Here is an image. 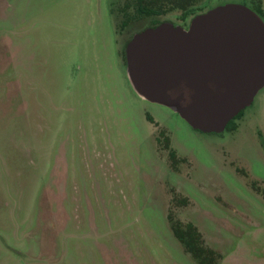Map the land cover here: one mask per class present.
Segmentation results:
<instances>
[{
	"label": "rangeland",
	"instance_id": "374dc122",
	"mask_svg": "<svg viewBox=\"0 0 264 264\" xmlns=\"http://www.w3.org/2000/svg\"><path fill=\"white\" fill-rule=\"evenodd\" d=\"M230 2L264 19L198 7ZM115 6L0 0V264H199L170 213L264 264V87L234 129L192 127L132 86Z\"/></svg>",
	"mask_w": 264,
	"mask_h": 264
},
{
	"label": "water",
	"instance_id": "95a60500",
	"mask_svg": "<svg viewBox=\"0 0 264 264\" xmlns=\"http://www.w3.org/2000/svg\"><path fill=\"white\" fill-rule=\"evenodd\" d=\"M136 92L203 132L224 131L264 87V19L240 3L136 33L125 50Z\"/></svg>",
	"mask_w": 264,
	"mask_h": 264
},
{
	"label": "flooded vegetation",
	"instance_id": "af4514ba",
	"mask_svg": "<svg viewBox=\"0 0 264 264\" xmlns=\"http://www.w3.org/2000/svg\"><path fill=\"white\" fill-rule=\"evenodd\" d=\"M115 1H116V6L113 8V12L117 17V30L125 38L124 51H123L125 62H126V56H125L126 46L136 33H139L149 27H156L163 22H171L174 25H180L185 28H188L194 16H196L199 13L207 11V10H203V7L201 6L202 4H200L198 7V4L202 3L203 0H195L194 5L192 6L194 13H189V14H186L185 10L182 9L173 10L170 7H169L170 9H167L166 11L157 9L158 7L157 5L164 4V2H166L167 5L170 0H165V1L164 0H115ZM175 14H177L176 18L173 17ZM171 150L173 149H169L170 152ZM170 158L173 160V164L176 165V162H174V160L176 159L172 158L171 155ZM91 164L93 163H90V165ZM106 177L109 178L108 174H106Z\"/></svg>",
	"mask_w": 264,
	"mask_h": 264
},
{
	"label": "trees",
	"instance_id": "16d2710c",
	"mask_svg": "<svg viewBox=\"0 0 264 264\" xmlns=\"http://www.w3.org/2000/svg\"><path fill=\"white\" fill-rule=\"evenodd\" d=\"M194 3L195 0H170L167 5L166 2H164V4L157 5V9L163 11L170 8L173 10L182 9L185 10L186 14H189L194 13L192 8ZM242 114L243 110L236 117H240ZM233 121L234 119L229 122L227 129H234L236 127ZM165 141L166 146L169 147V137H166ZM170 155L172 158L176 159V153L174 150H171ZM169 219L171 221L174 234L185 246V250L189 252L199 262V264H220L223 254L205 244L202 233L194 223H182L180 220H174L172 213L169 214Z\"/></svg>",
	"mask_w": 264,
	"mask_h": 264
}]
</instances>
